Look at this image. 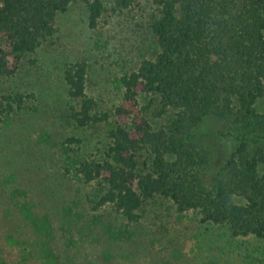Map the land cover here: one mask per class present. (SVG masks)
I'll list each match as a JSON object with an SVG mask.
<instances>
[{
  "label": "trees",
  "instance_id": "trees-1",
  "mask_svg": "<svg viewBox=\"0 0 264 264\" xmlns=\"http://www.w3.org/2000/svg\"><path fill=\"white\" fill-rule=\"evenodd\" d=\"M151 1L147 29L154 54L117 79L120 98L111 112H100L86 94L85 59L66 62L60 76L75 102L69 121L79 129L108 126L101 161L81 160L72 173L64 169L96 185L94 215L79 212L75 199L66 205L59 192L64 186L54 177L34 184L27 176L34 160L8 168L11 181L24 169L18 187L10 191L9 182L0 183V244L17 249L22 262L131 264L146 258L163 264L162 252L172 245L160 246L162 231L142 221L145 206L156 215L162 203L179 216L195 213L202 224L226 228L232 239L264 238V0ZM76 2L94 30L101 0H0V83L23 77L28 58ZM29 98L0 96V123ZM204 127L213 137L239 141L220 164L204 141ZM11 138L0 142V154L18 147L21 135ZM66 143L80 141L68 137ZM48 188L53 195L45 203L37 195ZM108 208L121 224L99 212ZM164 258L178 264L174 247Z\"/></svg>",
  "mask_w": 264,
  "mask_h": 264
},
{
  "label": "rangeland",
  "instance_id": "rangeland-1",
  "mask_svg": "<svg viewBox=\"0 0 264 264\" xmlns=\"http://www.w3.org/2000/svg\"><path fill=\"white\" fill-rule=\"evenodd\" d=\"M101 1L104 11L94 30L87 27L83 4H71L57 18L53 37L28 58L23 77L0 83V96L10 93L31 96L20 110L5 116L0 123L2 145L15 133L21 135V141L16 140L18 147L0 154V183L9 182L6 188L10 191L12 187H18L24 169L19 171V178H12L11 181L14 175L8 168L23 160H34V168L27 174L34 184H39L48 176L54 177L56 184L64 186V192H59L61 198L65 194V204L75 199L78 202L76 209L91 216L94 212L90 201L96 194V185H84L71 171L81 160L101 161L104 158V136L108 126L79 129L69 121L68 109L75 102L67 97L61 82L63 65L78 59L87 61L86 94L96 101L100 112L109 113L120 98L117 79L134 71L142 60L154 54L147 29L154 12L152 1L128 0L126 8L117 7L118 0ZM262 109L263 106H260L259 111L262 112ZM211 132L210 127H204L201 134H208L204 141L212 149L216 164H220L236 150L239 141L233 135L213 137ZM68 137L76 138L80 143L68 144ZM23 151L27 153L22 154ZM5 165L9 166L5 168ZM64 169L71 173H65ZM52 195L53 190L48 188L39 192L37 197L47 203ZM162 205L156 215L145 206L142 221L148 224L146 227L162 231L160 246L167 248L164 244L172 245L178 264H214L217 261L264 264V238L232 239L224 227L202 224L199 217L191 212L179 216L169 205ZM99 212L109 214L115 222L122 223L109 208ZM158 246L157 243L154 245L155 248ZM170 249L162 252L163 264H166L164 257L170 253ZM19 256V251L14 247L0 244L1 264H41L40 260L22 262ZM119 264L125 263L122 261ZM131 264H147V260L134 259Z\"/></svg>",
  "mask_w": 264,
  "mask_h": 264
}]
</instances>
